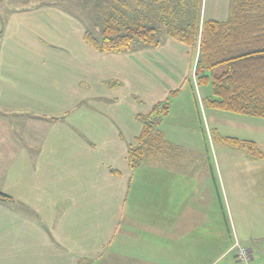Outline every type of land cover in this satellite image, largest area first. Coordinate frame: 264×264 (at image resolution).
Segmentation results:
<instances>
[{
  "label": "crops",
  "instance_id": "obj_1",
  "mask_svg": "<svg viewBox=\"0 0 264 264\" xmlns=\"http://www.w3.org/2000/svg\"><path fill=\"white\" fill-rule=\"evenodd\" d=\"M27 2L0 35V192L9 197H0V264H214L196 260L193 235L213 227L215 196L240 201L220 164L166 163V146L133 170L126 160L138 116L157 103L172 108L190 95L204 112L197 51L163 37L157 47L102 53L84 40L89 13L105 16L115 0ZM229 5L209 18L225 20Z\"/></svg>",
  "mask_w": 264,
  "mask_h": 264
},
{
  "label": "trees",
  "instance_id": "obj_2",
  "mask_svg": "<svg viewBox=\"0 0 264 264\" xmlns=\"http://www.w3.org/2000/svg\"><path fill=\"white\" fill-rule=\"evenodd\" d=\"M129 1L115 0L102 15L100 35L86 31L85 42L102 53H119L139 44L157 47L163 37L172 38L193 54L197 51L194 78L198 86L210 83L208 106L264 118V0L231 1L225 20L203 18L201 0H133L135 9ZM153 19L158 26L152 25ZM169 108L166 100L138 116L142 129L126 153L131 170L166 146L159 126ZM224 139L242 147L250 158L264 159L254 141ZM0 197L9 198L2 192Z\"/></svg>",
  "mask_w": 264,
  "mask_h": 264
},
{
  "label": "rangeland",
  "instance_id": "obj_3",
  "mask_svg": "<svg viewBox=\"0 0 264 264\" xmlns=\"http://www.w3.org/2000/svg\"><path fill=\"white\" fill-rule=\"evenodd\" d=\"M27 1L29 0H0V35L14 6L28 5ZM231 1L233 0H229ZM225 2L226 0H201V16L209 18L212 7L216 9L215 14L225 11ZM94 12L93 10L89 13L92 14L89 28L93 35L98 37L102 16H94ZM92 20H94L93 24ZM152 25H159L157 19L152 20ZM185 90L189 89L185 88ZM199 91L203 100L209 98L211 96L210 83L199 85ZM177 99L175 97L171 99L172 108L159 126L165 134L166 163L174 161L187 164L199 161L217 162L220 164L219 174H222L225 183L229 184V191L231 186L228 178L234 181L232 183L239 189L240 196V201H238L239 199L231 195L230 191V201L224 200V202L215 196L212 213L213 227L208 226L207 234L199 232L200 234L193 235L198 237L196 260L200 263L205 260L207 263L215 260L214 264H242L235 261V249L232 248L228 254L225 253L227 248L237 240L242 246L252 251L253 261L250 264H264V171H259L255 167V165H264V159H252L242 147L232 146L224 139L227 136L241 138V140L249 138L258 144V149L264 151V118L221 111L206 103L203 106V112L198 105L194 104L190 95H187L179 105L175 104ZM202 114L209 124V135L203 126ZM200 128H202V133ZM196 129L198 131L195 138L192 133ZM259 144H263V148ZM198 145L203 148L205 146V151L193 152V146L195 148ZM239 163L248 164L250 167H245V170L237 167H231L234 168L232 171L228 169V164ZM255 173L256 177L253 175ZM257 179H261V184ZM136 185H139L137 170H135L132 188ZM209 212L210 210L207 209L208 214ZM195 220L192 219L193 222ZM203 230L205 231L204 228Z\"/></svg>",
  "mask_w": 264,
  "mask_h": 264
},
{
  "label": "built area",
  "instance_id": "obj_4",
  "mask_svg": "<svg viewBox=\"0 0 264 264\" xmlns=\"http://www.w3.org/2000/svg\"><path fill=\"white\" fill-rule=\"evenodd\" d=\"M233 249H235V257L242 264H250L251 250L250 248L242 246L237 240L234 241Z\"/></svg>",
  "mask_w": 264,
  "mask_h": 264
}]
</instances>
